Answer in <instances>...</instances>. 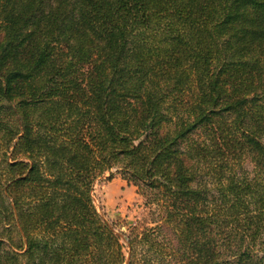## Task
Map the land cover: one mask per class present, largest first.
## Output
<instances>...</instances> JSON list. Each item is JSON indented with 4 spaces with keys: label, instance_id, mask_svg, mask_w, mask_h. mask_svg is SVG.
<instances>
[{
    "label": "trees",
    "instance_id": "1",
    "mask_svg": "<svg viewBox=\"0 0 264 264\" xmlns=\"http://www.w3.org/2000/svg\"><path fill=\"white\" fill-rule=\"evenodd\" d=\"M173 260L264 264V0H0V264Z\"/></svg>",
    "mask_w": 264,
    "mask_h": 264
},
{
    "label": "rangeland",
    "instance_id": "2",
    "mask_svg": "<svg viewBox=\"0 0 264 264\" xmlns=\"http://www.w3.org/2000/svg\"><path fill=\"white\" fill-rule=\"evenodd\" d=\"M93 198L98 213L113 223L123 240L131 226L150 223L159 217L155 206L146 204L147 198L140 188L127 180L117 167L95 180ZM168 232L167 227H164L163 234L167 235ZM170 264L177 263L173 260Z\"/></svg>",
    "mask_w": 264,
    "mask_h": 264
}]
</instances>
